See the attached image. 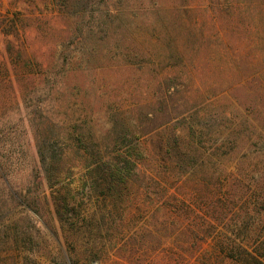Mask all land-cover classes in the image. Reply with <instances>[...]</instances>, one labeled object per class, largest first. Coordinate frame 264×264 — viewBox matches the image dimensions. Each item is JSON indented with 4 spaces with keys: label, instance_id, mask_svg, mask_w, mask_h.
<instances>
[{
    "label": "rangeland",
    "instance_id": "1",
    "mask_svg": "<svg viewBox=\"0 0 264 264\" xmlns=\"http://www.w3.org/2000/svg\"><path fill=\"white\" fill-rule=\"evenodd\" d=\"M19 1L23 15L38 16V23L24 18L23 36L0 34V48L4 54L8 41L21 45L24 58L32 54L46 71L67 21L50 19L49 26L41 17L49 10L54 16L55 0ZM14 2H0V31L16 12ZM91 8L82 27L90 38L86 48H95V68L73 66L56 82L38 80L34 88L31 75L24 73L27 78L13 84L15 97L0 83V160L5 166L0 195L10 189L20 201L0 217V264H209L204 257L211 253L214 264V240L196 245L187 237L205 226L165 209L158 185L139 180L137 194L133 189L120 202L89 196L79 173L57 183L40 175L32 127L37 113L68 125L82 124L86 113L103 115L105 101L135 107L130 100L155 81L147 72L152 64H128L115 55L147 54L165 66L161 76L184 73L192 98L201 102L198 116L212 124L213 153L201 166L212 178L199 188L230 195L225 205L212 202L207 208L212 232L215 226L240 224L241 199L256 189L264 192V0H107ZM5 54L9 68L18 72L12 51ZM243 120L251 129L232 142ZM82 126L87 130V124ZM65 204L76 206L77 213ZM83 219L103 225L88 228Z\"/></svg>",
    "mask_w": 264,
    "mask_h": 264
},
{
    "label": "trees",
    "instance_id": "2",
    "mask_svg": "<svg viewBox=\"0 0 264 264\" xmlns=\"http://www.w3.org/2000/svg\"><path fill=\"white\" fill-rule=\"evenodd\" d=\"M55 1L58 10L54 16L50 18L49 10L41 17L45 18L49 26L50 19H64L67 24L64 36L60 33L55 39L51 61L45 66L48 70L43 71V64L32 54L24 58L26 48L8 41L4 51H12L15 66L20 69L18 72L11 70L8 57L0 48V83L11 88L13 97V84L19 79L25 80L27 77H23L24 73L31 75L29 81H32L34 88L38 80L50 79L52 83L56 82L73 66L95 68L92 62L95 59V48H86L90 38L83 32L82 20L91 16L92 4L107 0ZM20 4L19 0L13 3L16 12L12 17H6L8 24L1 29L2 36H23L19 33L25 29L24 18L38 23V16H32L31 13L23 15ZM35 6L39 7L37 4ZM105 12L108 13V8ZM115 56L128 64L150 62L152 66L147 67V72L155 79L154 84H144L137 97L130 100L129 103H134L135 107L126 109L127 105L118 100L105 101L104 114L86 113L82 124L74 122L62 125L44 113H37L32 127L37 172L44 178L50 177L54 183L71 180L79 173L82 186L89 192V196L97 193L120 202L125 193H131L133 189L137 194L139 180L151 182L162 189V206L165 209L179 212L182 219L191 218L205 226L190 236L185 235L194 239L196 245L207 239L214 240V264H264L262 189H256L241 199L244 208L236 219H241L240 224L233 223L222 228L215 226L212 232V211L207 208L212 207V202L225 205L230 195L227 192L218 196L206 194L199 188L200 182L212 178V174L201 169L204 160L213 153L212 124L198 116L201 102L192 98L191 86L189 82L186 83L184 73L177 71L163 77L161 74L165 66L140 52L122 51ZM33 68H37L39 74H30ZM148 99L152 102L141 103ZM85 124L87 130L82 126ZM237 125L232 142L238 136L236 134L251 129L245 120L238 121ZM4 168L0 160V174ZM19 204L17 194L4 189L0 195V217ZM65 209L77 213L74 205L65 204ZM199 211H203L204 216L197 213ZM83 221L88 228L103 225L102 220ZM92 254L96 258L100 257L97 251ZM204 258L212 264V253Z\"/></svg>",
    "mask_w": 264,
    "mask_h": 264
}]
</instances>
